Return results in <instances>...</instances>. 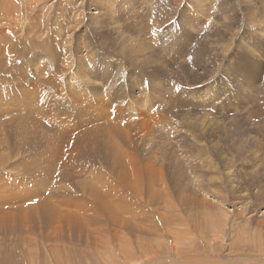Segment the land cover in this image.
I'll list each match as a JSON object with an SVG mask.
<instances>
[{
    "label": "rangeland",
    "instance_id": "1",
    "mask_svg": "<svg viewBox=\"0 0 264 264\" xmlns=\"http://www.w3.org/2000/svg\"><path fill=\"white\" fill-rule=\"evenodd\" d=\"M0 255L264 264V0H0Z\"/></svg>",
    "mask_w": 264,
    "mask_h": 264
},
{
    "label": "bare ground",
    "instance_id": "2",
    "mask_svg": "<svg viewBox=\"0 0 264 264\" xmlns=\"http://www.w3.org/2000/svg\"><path fill=\"white\" fill-rule=\"evenodd\" d=\"M8 34H9V33H8ZM17 39H18V38H17ZM17 41H18V40H17ZM202 51H203V50H202ZM1 56H2V55H1ZM77 57H78V56H77ZM77 57H76V59H77ZM146 58H147V57H146ZM68 59H69V58H68ZM70 59H71V58H70ZM73 59H74V58H73ZM78 59H79V58H78ZM125 59H126V58H125ZM66 60H67V59H66ZM66 60H65V62H66ZM153 60H154V59H153ZM67 61H68V60H67ZM71 61H72V60H71ZM76 62H77V61H76ZM79 62H81V61H79ZM71 63H72V62H71ZM73 63H74V61H73ZM77 63H78V62H77ZM69 64H70V61H69ZM69 64H68V65H69ZM74 64H75V63H74ZM74 64H73V65L71 64V65L74 66ZM69 66H70V65H69ZM72 68H73V67H72ZM76 68H77V67H76ZM86 68H87V67H86ZM68 69H69V68H68ZM83 69H84V68H83ZM203 74H204V73H203ZM59 76H60V75H59ZM204 76H206V75H204ZM212 76H213V73H212ZM212 76H211V77H212ZM214 76H215V74H214ZM206 78H207V76H206ZM61 79H62V78H61ZM205 80H206V79H205ZM209 81H210V80H209ZM206 82H207V81H206ZM88 85H89V84H88ZM192 85H193V84H192ZM171 94H172V93H171ZM170 97H171V96H170ZM184 98H185V97H184ZM211 98H212V97H211ZM182 100H183V99H182ZM202 101H203V100H202ZM194 102H195V101H194ZM200 103H201V102H200ZM137 104H138V103H137ZM188 104H189V103H188ZM162 105H163V104H162ZM209 105H210V104H209ZM209 105H208V106H209ZM127 106H128V105H127ZM130 111H131V110H130ZM34 112H35V111H34ZM207 113H208V112H207ZM5 117H6V116H5ZM46 118H47V117H46ZM112 119H113V118H112ZM12 120H13V119H12ZM107 120H108V118H107ZM10 121H11V120H10ZM91 123H92V122H91ZM177 126H179V125H177ZM180 126H181V125H180ZM182 127H183V126H182ZM178 130H180V129L178 128ZM182 132H183V131H182ZM184 133H185V132H184ZM186 133H187V132H186ZM188 133H189V132H188ZM188 133H187V134H188ZM181 137H182V136H181ZM188 137H189V136H188ZM194 143H195V142H194ZM39 160H40V159H39ZM40 161H41V160H40ZM40 163H41V162H40ZM43 164H44V161H43ZM40 165H41V164H40ZM44 165H45V164H44ZM3 166H4V165H3ZM2 169H3V168H2ZM4 169H5V168H4ZM6 170H7V169H6ZM142 175H143V174H142ZM122 178H123V177H122ZM123 179H124V178H123ZM106 180H107V179H106ZM124 180H125V181H129L127 178L124 179ZM134 181H135L134 183H135L136 185H137L138 182H139V181L137 182V179H135ZM40 186H41V185H40ZM38 189H39V188H38ZM23 190H24V189H23ZM112 191H114V190L112 189ZM97 203H98V202H97ZM104 203H106V202L104 201ZM104 203H103L102 200L100 199L98 204H100L101 206L105 207V206H104V205H105ZM91 206H93V205H91ZM69 208H71V207H69ZM92 208H93V207H92ZM103 209H104V208H103ZM112 210H114V209L112 208ZM92 212H93V211H92ZM92 212H91V213H92ZM71 213H72V212H69V216L71 215ZM105 213H106V211H105ZM112 213H113V212H112ZM92 214H93V213H92ZM112 216H113V215H112ZM65 217H66V216H65ZM75 217H76V216H75ZM109 217H110V216H109ZM88 220H89V218L87 217V218H86V221H88ZM90 222H91V221H90ZM8 226H9V225H8ZM88 226H89V225H88ZM90 229H91V228H90ZM78 230H79V229H78ZM85 230L88 232L89 228H87V226H86V227H85ZM93 230H94V229H92L91 232L95 233ZM8 249H9V248H8ZM74 250H75V249H74ZM0 256H2V255H0ZM74 257H75V256H73V257L70 259L69 264H73L72 262L74 261ZM76 257H77V256H76ZM71 261H72V262H71ZM1 263L3 264V262H1ZM1 263H0V264H1ZM9 263H10V262H9Z\"/></svg>",
    "mask_w": 264,
    "mask_h": 264
},
{
    "label": "clouds",
    "instance_id": "3",
    "mask_svg": "<svg viewBox=\"0 0 264 264\" xmlns=\"http://www.w3.org/2000/svg\"><path fill=\"white\" fill-rule=\"evenodd\" d=\"M166 42L172 43V42L169 41V40H167ZM166 46H167V45H166ZM166 52H168L169 55H173V52H172V49H171L170 46H167ZM145 78H146V77H145ZM143 80H144V78H143ZM144 81H145V80H144ZM145 82H146V81H145ZM127 101H128V103L131 101L130 96L127 97ZM142 102H143V105H142V106L139 105V113H143V112L147 111L146 109H144V107H148V108H150V107L152 106V104H148V103L145 102V101H142ZM142 102H141V103H142ZM130 113H131V112H130Z\"/></svg>",
    "mask_w": 264,
    "mask_h": 264
}]
</instances>
